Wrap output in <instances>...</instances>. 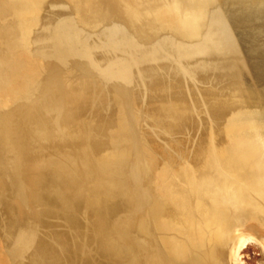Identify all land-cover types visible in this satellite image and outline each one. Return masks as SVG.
Returning a JSON list of instances; mask_svg holds the SVG:
<instances>
[{
	"label": "rangeland",
	"instance_id": "1",
	"mask_svg": "<svg viewBox=\"0 0 264 264\" xmlns=\"http://www.w3.org/2000/svg\"><path fill=\"white\" fill-rule=\"evenodd\" d=\"M99 1L124 12L119 0H47L41 9L33 0L29 11L0 1V36L28 23L18 49L0 59V264H262L259 243L231 251L245 234L264 241V7L253 8L261 0H223L207 26L176 0L170 16L180 15L168 26L155 13H128L147 21L149 36L156 21V32L171 34L204 27L205 39L181 49L146 40L122 79L104 69L116 53L126 57L133 34L101 28ZM11 11L16 21L4 24ZM32 43L48 77L29 103L45 70L25 55ZM14 58L38 79L28 83ZM50 118L59 129L69 123L63 137L45 131ZM70 154L80 165L71 185Z\"/></svg>",
	"mask_w": 264,
	"mask_h": 264
},
{
	"label": "water",
	"instance_id": "2",
	"mask_svg": "<svg viewBox=\"0 0 264 264\" xmlns=\"http://www.w3.org/2000/svg\"><path fill=\"white\" fill-rule=\"evenodd\" d=\"M13 1H15V5H14L13 9L14 8L15 9H21L22 11H25L27 9L29 11V9L32 6V4L30 2H33V0H13ZM36 1L38 2V8L41 9L47 0H36ZM131 1L136 3V4H139V3L142 4V2H144V0H119V2L122 4L123 10H124V12H122V13H118L115 9L111 8V6L106 7V5L102 1L98 2V10L95 9V12H100L105 16V19H103L101 28H103L105 26L107 27V26L115 25V24L116 25H125L129 29V31L133 34L132 39L130 40L131 47L126 49V51H124L126 53V57L121 58L120 55L118 53H116V55L112 59V62L109 63L106 66V68L104 69L106 73L112 75L116 79H122L123 77H125V69H126L125 66L130 64V62H133L131 69L134 68L135 64L138 62L137 56H138V53L140 51V49H139L140 43L146 44L149 39H153L155 37H160L167 44H169L173 47H176L178 49H181L183 47L179 46L180 43L186 45V44L192 43L193 41L194 42H196V41L200 42L203 39L202 37L204 36V32H203L204 27L200 26L199 27V33H196L195 35L189 34V35H187L188 37L187 36L180 37V36H177L174 34H170V32L168 34L167 31H164V32L163 31H157L156 32L155 31L156 26H157L156 21H154V22L151 21L152 23H150V25L153 24L152 26L154 28V31L152 33L153 36L152 35H151L152 37L149 36L148 35L149 32H147L149 29H148L147 25L145 24V23H147V21L144 22V20L141 19L140 17H138L137 19H134V18L130 17L128 13H126L127 15L125 14V12H127L126 7L129 6ZM153 1L155 3L154 5H156V7H159L158 4L160 2L161 3L163 2L162 0H153ZM166 1H168V0H166ZM180 1L182 2L183 7L186 8V10H193V11H195L196 14H198L200 16L199 18H201V19L198 22V24L201 25L204 23V26L208 25L209 20L211 18L213 8L218 6L221 2H223V0H180ZM3 2H7V0H3ZM0 5H1V3H0ZM75 7H76V5H75ZM261 7H264V1L261 0L259 2L253 3L254 9H260ZM251 8H252V5H251ZM27 12L22 15V18H24L27 15ZM7 13H9V11ZM26 18H27V16L24 19H21V22H20V30L21 31L19 30L17 33L15 32L13 35H9V36H7V35L6 36H3V35L0 36V59L7 52L10 53V52L18 49L17 46H18V42L20 40V37L23 41V38H22L23 34H21V33L24 30V28L27 29V27H28V23L24 22V20ZM106 18H107V20H106ZM2 19H3L2 22L4 24H8V25L11 24L12 22L16 21V17L14 15V12H12V11L10 12V14L6 15ZM147 37H149V39H145ZM30 38L32 39V36L29 33L28 36H26L25 41L29 40ZM60 41H62L61 38H60ZM32 45H33V43L31 44V46L27 45L28 47L24 48V52H25V55H27L31 61L36 60L39 62V59H42L45 70H43V68H41L43 70V72H42V75L39 79L37 78L38 74H37V72H35L34 69L33 70H30V69L26 70L25 69V68H27L28 63L23 64L21 59H18V58L15 59L16 61L18 60L17 65H22V70H24L23 76H26L28 83L31 81H34L35 79H38V89L36 90V92L34 94H30L28 98L22 99V102H29V103L33 102L34 100H36L39 96H41L44 93L43 92V86H44V83L48 77L47 62L45 61V59L43 57L39 56L40 58H38V56H35L34 48H32ZM84 48L81 49L82 52L84 51L83 53H85V51H86V50H84ZM78 51H80V49L75 50L73 52L77 53ZM85 54H86V56L89 55L87 53H85ZM94 61H95V59H90V58L87 60L88 63H92ZM30 67H32V66H30ZM101 89L103 91L102 87H101ZM103 92H105V91H103ZM19 103L17 102L16 104H19ZM251 112H252L251 110H245L244 111L245 116H248V114L250 115ZM259 114H258V116H259ZM46 122L47 123H44L46 126L45 131H47L48 134L50 133V135H52L54 132H57L60 134L59 136H62V137H63V128L67 127L69 124L68 122L67 123L62 122L63 124L61 123L60 126H58L61 128V129H59V128H57L53 118H50ZM256 132H257V129L252 130L249 133L254 134ZM260 132L264 134V128L263 127L260 129ZM247 133H248V131H247ZM52 143H50L48 145V146H51V148L53 145ZM249 145H250V147H256L257 146L256 144L254 145L253 143H251V144L249 143ZM59 151L61 153L63 152V151H61V149ZM70 156H71V160L63 162V164L67 167L68 174L72 175L73 173L75 174L77 171H79L80 165H79V162L76 161L78 159V158H76L78 155L70 154ZM63 158H65V156L60 157V159H57V161H65V160H62ZM73 159H75V160H73ZM106 172H108V171H106ZM106 172H104V170H103V172H102L103 178L105 179V177H106L107 181L112 182L111 181L112 175H111L110 179H108L107 178L108 173H106ZM72 180H73V177H70L71 183H68L69 185H71L73 183ZM110 184H112V183H110ZM113 185H115V186L118 185V179H117V183L113 182Z\"/></svg>",
	"mask_w": 264,
	"mask_h": 264
},
{
	"label": "bare ground",
	"instance_id": "3",
	"mask_svg": "<svg viewBox=\"0 0 264 264\" xmlns=\"http://www.w3.org/2000/svg\"><path fill=\"white\" fill-rule=\"evenodd\" d=\"M163 2L160 4H158L159 5V7H156V5H154L155 3H154V1L153 0H151L150 2H145V3H139V4H136V5H134V6H131L130 4H129V6H127L126 7V13H132V14H135V15H137V16H141V14H143L144 12H149V13H155L156 15H155V19L156 20H158L159 21V23L160 24H166L167 25V23L165 22V20H168V17H171V20H172V18H173V15L175 16V15H180V13L177 11V9H175L174 10V12H173V14H172V16H170L171 15V12H170V10H169V2L168 1H166V0H162ZM176 2H177V4H178V6H179V11H181L182 13H185V12H189L190 13V15H189V17H187L188 18V20L189 19H193L192 20V22L193 23H196V22H199L200 21V19L201 18H199L200 16L198 15V14H196L195 13V11H193V10H186V8H184L183 7V4H182V2L180 1V0H176ZM130 11V12H129ZM154 19V18H153ZM185 20H186V17H185ZM162 22V23H161ZM165 22V23H164ZM193 23H190L189 25H187V29H188V31H185V30H181L179 27H177V28H175V30H177L179 33H175L174 35H177V36H180V37H184V36H187V35H189V34H191L192 32H194V31H196L195 29H194V25H193ZM146 24V23H145ZM204 24V23H203ZM202 24V25H203ZM168 26V25H167ZM194 29V30H193ZM169 34V33H168ZM171 34V33H170ZM170 36V35H169ZM188 37V36H187ZM203 38V40L205 39V37L203 36L202 37ZM146 39H149V38H146ZM151 40V39H150ZM161 41V40H160ZM194 42V41H193ZM201 42V41H200ZM149 43V42H148ZM19 44V43H18ZM142 44V43H141ZM145 45V44H144ZM179 45H181V46H184V48H188L187 47V44L185 45V44H179ZM146 46V45H145ZM259 47V46H258ZM144 48V47H143ZM147 50V49H146ZM186 50V49H185ZM155 52H156V50H155ZM8 53V52H7ZM147 53H149L148 51H147ZM151 54H153V52L152 53H150V55ZM7 56V55H6ZM154 56V55H153ZM261 56V55H260ZM12 57V56H11ZM15 59V58H14ZM149 59V58H148ZM125 76H127V74L129 75V73L131 72V65L130 64H128L127 66H125ZM133 75V74H132ZM128 78H130L129 76H128ZM250 78V77H249ZM130 81H131V79H130ZM247 82V81H246ZM25 95H27V93L25 94ZM46 98V100L49 98L48 96L47 97H45ZM43 99V98H42ZM48 103V102H47ZM47 103H44V106L45 107H49V105L47 104ZM37 105V104H36ZM42 105V104H41ZM46 109V108H45ZM65 111V110H64ZM52 113V112H51ZM245 115V114H244ZM67 121V120H66ZM46 122V121H45ZM36 130V129H35ZM37 132V131H36ZM39 132V131H38ZM44 133V132H43ZM42 133V134H43ZM45 134V133H44ZM32 137V136H31ZM43 138H44V135H43ZM31 139V138H30ZM45 139V138H44ZM237 139H239V138H237ZM236 139V140H237ZM48 141H49V139H48ZM238 141V140H237ZM239 142V141H238ZM240 142H241V140H240ZM81 143V142H80ZM237 143V142H236ZM235 143V144H236ZM232 144V143H231ZM234 144V145H235ZM238 145V144H237ZM247 144L245 143V146H246ZM249 145V144H248ZM76 146V145H75ZM240 146V145H239ZM245 146H244V148H245ZM230 147H231V145H230ZM235 147V146H234ZM233 147V150L235 149ZM237 147V146H236ZM242 147V146H241ZM248 147V146H247ZM24 149H25V147H24ZM237 149H238V147H237ZM243 149V148H242ZM248 149V148H247ZM241 150V149H240ZM239 150V151H240ZM222 151H224L225 152V150H222ZM242 151V150H241ZM40 152V151H39ZM231 152V151H230ZM229 152V153H230ZM233 152V151H232ZM236 152V151H235ZM244 152V151H243ZM242 152V153H243ZM42 153V152H41ZM223 153V152H222ZM221 153V154H222ZM228 152H227V149H226V154H227ZM239 153V152H238ZM241 153V152H240ZM24 155V154H23ZM210 155V154H209ZM243 155V154H242ZM250 155V154H249ZM70 156V155H69ZM222 156V155H221ZM239 156H241V154L239 155ZM245 156H246V154H245ZM248 156V155H247ZM40 157H42V155L40 156ZM208 157V156H207ZM226 157V156H225ZM238 157V156H237ZM243 157L244 156H242L241 158L240 157H238L239 159H240V161L242 160L243 161ZM206 158V157H205ZM222 158V157H221ZM245 158V157H244ZM41 159V158H40ZM237 159V158H236ZM25 160V159H24ZM220 160H222V159H220ZM53 161V160H52ZM52 161H50V162H52ZM224 162H225V160H223ZM234 161V160H233ZM236 161V160H235ZM246 161V160H245ZM26 162V161H25ZM49 162V163H50ZM210 162V161H209ZM213 162V161H212ZM237 162V161H236ZM239 162V161H238ZM248 162V161H247ZM47 163H48V160H47ZM229 163V162H228ZM241 163V162H240ZM243 163V162H242ZM239 164V163H238ZM245 164V163H244ZM243 164V165H244ZM239 165H242V164H239ZM46 166V165H45ZM226 166H228V165H226ZM234 166H235V164H234ZM237 167H240V166H238L237 165ZM243 167H245V166H242V169H244ZM227 169V168H226ZM240 169H241V167H240ZM69 174L67 173L66 174V176H68ZM200 175V174H199ZM68 178H70L69 176H68ZM147 198V197H146ZM199 198V197H198ZM151 209V208H150ZM212 217V216H211ZM210 217V218H211ZM228 218V217H227ZM221 219V218H220ZM224 219H226V218H224ZM186 220V219H185ZM219 220V219H218ZM210 221H211V219H210ZM209 221V222H210ZM236 221V220H235ZM237 221H238V219H237ZM240 221V220H239ZM183 222H184V220H183ZM240 222H242V221H240ZM194 223V222H193ZM169 224V223H168ZM243 224V223H242ZM180 225H182V224H180ZM186 225V224H185ZM217 225H218V223H217ZM241 225V224H240ZM179 226V225H178ZM113 227V226H112ZM181 227V226H180ZM241 228V227H240ZM234 229H236V228H234ZM238 229V231H239V228H237ZM236 229V230H237ZM226 231H227V229H226ZM230 231V230H229ZM233 231V230H232ZM232 231H231V233H232ZM245 232V231H244ZM230 233V232H229ZM230 233V234H231ZM223 234V233H222ZM236 234V233H235ZM237 235H238V233H237ZM236 235V236H237ZM117 237V236H116ZM145 238V237H144ZM212 238V237H211ZM117 239H118V237H117ZM241 240V243H240V245L238 244V242ZM24 242V241H23ZM22 242V243H23ZM250 242H256V244L257 243H259V245L262 247V249L261 250H263V254H264V241L263 240H260L258 237H256V236H254V235H250V234H245V235H243V236H241L240 238H238L236 241H235V243L232 245V248H231V251L233 252L234 250H235V248L236 249H238V250H240V249H244L245 247H247V245L250 243ZM23 247V246H22ZM241 252V251H240ZM239 253V252H238ZM241 257V256H240ZM240 259V258H239ZM239 259H237V263H235V264H241V262L239 261ZM262 264H264V262L262 263Z\"/></svg>",
	"mask_w": 264,
	"mask_h": 264
}]
</instances>
